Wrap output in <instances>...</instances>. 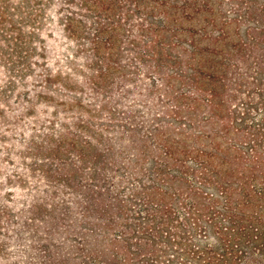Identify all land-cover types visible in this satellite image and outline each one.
<instances>
[{"label":"rangeland","instance_id":"obj_1","mask_svg":"<svg viewBox=\"0 0 264 264\" xmlns=\"http://www.w3.org/2000/svg\"><path fill=\"white\" fill-rule=\"evenodd\" d=\"M24 1L0 264H264V0Z\"/></svg>","mask_w":264,"mask_h":264},{"label":"trees","instance_id":"obj_2","mask_svg":"<svg viewBox=\"0 0 264 264\" xmlns=\"http://www.w3.org/2000/svg\"><path fill=\"white\" fill-rule=\"evenodd\" d=\"M80 2H79V6H82V5H84L85 4V2H86V0H79ZM23 3H25L26 5H27V1H24L23 0ZM0 5H1V7L2 8H4L5 10H8V11H11V10H13V11H15L18 15H20L21 17L24 15V13H25V11H22V8L23 7H21V6H11L10 7V3H9V0H0ZM26 7V6H25ZM24 7V8H25ZM28 7V6H27ZM26 7V8H27ZM86 10H87V8H85ZM29 10V9H28Z\"/></svg>","mask_w":264,"mask_h":264}]
</instances>
